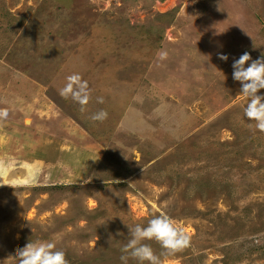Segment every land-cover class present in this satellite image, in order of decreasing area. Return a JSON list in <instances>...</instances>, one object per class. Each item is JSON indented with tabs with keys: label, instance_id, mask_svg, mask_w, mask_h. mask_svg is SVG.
<instances>
[{
	"label": "rangeland",
	"instance_id": "374dc122",
	"mask_svg": "<svg viewBox=\"0 0 264 264\" xmlns=\"http://www.w3.org/2000/svg\"><path fill=\"white\" fill-rule=\"evenodd\" d=\"M244 52L264 54V0H0V264L36 241L122 264L127 226L162 214L191 238L175 254L145 241L163 264H264ZM73 73L84 112L59 94Z\"/></svg>",
	"mask_w": 264,
	"mask_h": 264
},
{
	"label": "clouds",
	"instance_id": "9594fccd",
	"mask_svg": "<svg viewBox=\"0 0 264 264\" xmlns=\"http://www.w3.org/2000/svg\"><path fill=\"white\" fill-rule=\"evenodd\" d=\"M161 59L167 57L166 52L158 53ZM219 59L227 62L229 57L218 54ZM233 79L241 84L240 94L247 99L244 108L246 118L253 122L254 127L264 132V54L259 59L253 60L248 52H244L238 59L233 61ZM59 94L65 99L71 98L80 105L82 112L92 99V90L87 80L79 73H73L66 78V83L59 90ZM98 103H104L103 97H97ZM0 115L6 116L7 112ZM108 118L105 110L93 113L90 119L103 122ZM127 226V225H126ZM128 240L121 248L122 264H128L129 259L138 261V264H163L160 255H157L152 246L145 241H155L168 254H175L188 248L191 244L190 236L168 215H158L150 219L147 226L136 224L129 227ZM14 258L19 264H69L66 253L58 248L55 241L28 242L25 247L18 249Z\"/></svg>",
	"mask_w": 264,
	"mask_h": 264
},
{
	"label": "bare ground",
	"instance_id": "6f19581e",
	"mask_svg": "<svg viewBox=\"0 0 264 264\" xmlns=\"http://www.w3.org/2000/svg\"><path fill=\"white\" fill-rule=\"evenodd\" d=\"M29 124V123H28Z\"/></svg>",
	"mask_w": 264,
	"mask_h": 264
}]
</instances>
